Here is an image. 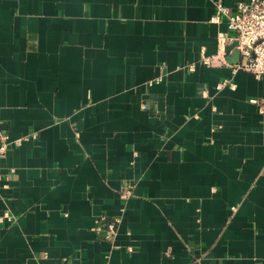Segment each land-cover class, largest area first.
I'll use <instances>...</instances> for the list:
<instances>
[{
  "label": "crops",
  "instance_id": "crops-1",
  "mask_svg": "<svg viewBox=\"0 0 264 264\" xmlns=\"http://www.w3.org/2000/svg\"><path fill=\"white\" fill-rule=\"evenodd\" d=\"M238 1L0 0V264H264V74L216 54Z\"/></svg>",
  "mask_w": 264,
  "mask_h": 264
},
{
  "label": "built area",
  "instance_id": "built-area-1",
  "mask_svg": "<svg viewBox=\"0 0 264 264\" xmlns=\"http://www.w3.org/2000/svg\"><path fill=\"white\" fill-rule=\"evenodd\" d=\"M221 16L226 17V32L216 39V54L220 60L225 63L227 52L237 49L239 58L233 64V69L241 68L256 75L264 74V0L238 1L233 10L217 2L213 20L218 21ZM229 42L233 43L230 49ZM210 61V57H201L203 64H209ZM228 83V79H223L217 82L215 87L220 89ZM205 93L203 91L204 95ZM259 111L264 114V100L259 104ZM8 145V136L0 129V153L4 152ZM127 194L125 192L121 197H126ZM114 231L115 224L113 222L107 224V234Z\"/></svg>",
  "mask_w": 264,
  "mask_h": 264
},
{
  "label": "water",
  "instance_id": "water-1",
  "mask_svg": "<svg viewBox=\"0 0 264 264\" xmlns=\"http://www.w3.org/2000/svg\"><path fill=\"white\" fill-rule=\"evenodd\" d=\"M239 58V51L237 49H234L232 53L227 57V60L230 63H236Z\"/></svg>",
  "mask_w": 264,
  "mask_h": 264
}]
</instances>
